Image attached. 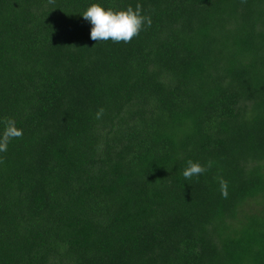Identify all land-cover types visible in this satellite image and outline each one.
Masks as SVG:
<instances>
[{"label": "trees", "instance_id": "1", "mask_svg": "<svg viewBox=\"0 0 264 264\" xmlns=\"http://www.w3.org/2000/svg\"><path fill=\"white\" fill-rule=\"evenodd\" d=\"M93 3L151 26L93 41ZM6 118L0 264H264V0H0Z\"/></svg>", "mask_w": 264, "mask_h": 264}, {"label": "clouds", "instance_id": "2", "mask_svg": "<svg viewBox=\"0 0 264 264\" xmlns=\"http://www.w3.org/2000/svg\"><path fill=\"white\" fill-rule=\"evenodd\" d=\"M49 3L54 4L55 0H49ZM82 16L85 20L91 22L90 38L96 42L111 40L115 43H129L139 35L145 25L150 27L152 23L150 16L142 14V6L139 3L135 5V8L129 5L120 9L112 7L105 9L100 4L93 3L87 7ZM104 111L103 107L97 109L96 119H100ZM4 124L3 132L0 133V153L7 151L8 144L13 139H19L23 136V130L16 126V121L13 118H6ZM212 164V161L202 165L199 162L188 160L182 175L188 181L194 176L206 173L212 167ZM227 187V181L221 178L220 190L224 198L228 196Z\"/></svg>", "mask_w": 264, "mask_h": 264}]
</instances>
